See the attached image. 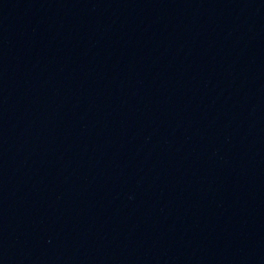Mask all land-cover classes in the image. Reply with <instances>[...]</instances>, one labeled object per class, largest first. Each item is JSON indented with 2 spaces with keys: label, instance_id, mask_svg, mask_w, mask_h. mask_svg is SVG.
Masks as SVG:
<instances>
[{
  "label": "water",
  "instance_id": "1",
  "mask_svg": "<svg viewBox=\"0 0 264 264\" xmlns=\"http://www.w3.org/2000/svg\"><path fill=\"white\" fill-rule=\"evenodd\" d=\"M0 264H264V0H0Z\"/></svg>",
  "mask_w": 264,
  "mask_h": 264
}]
</instances>
